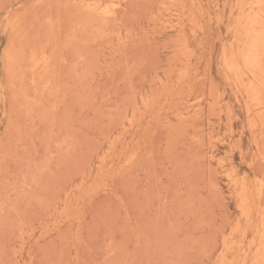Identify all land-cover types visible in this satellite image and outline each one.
Wrapping results in <instances>:
<instances>
[{
  "label": "rangeland",
  "instance_id": "obj_1",
  "mask_svg": "<svg viewBox=\"0 0 264 264\" xmlns=\"http://www.w3.org/2000/svg\"><path fill=\"white\" fill-rule=\"evenodd\" d=\"M235 4L0 0V264L253 263Z\"/></svg>",
  "mask_w": 264,
  "mask_h": 264
},
{
  "label": "bare ground",
  "instance_id": "obj_2",
  "mask_svg": "<svg viewBox=\"0 0 264 264\" xmlns=\"http://www.w3.org/2000/svg\"><path fill=\"white\" fill-rule=\"evenodd\" d=\"M235 3L237 19L235 18V25L233 27L234 42L232 45V50L228 51L229 53L226 51L222 55V63L224 70H226V72L230 75L231 84L238 91H243V93L245 94V97L247 98L249 103L248 113L252 117L251 127L256 128L260 124H263V122L260 118V124H258V119L256 120L254 116L262 115L264 113V0H235ZM104 12L106 13V11ZM229 16L230 15H228V17ZM225 79L226 81L228 80L227 78ZM227 82L229 83V80ZM244 106L247 107V105ZM256 181L254 182L255 185H257ZM257 187L258 188L255 191L254 197L251 196V189L249 190L244 185L239 187L240 189L238 196L240 199V204H238L240 205V207L237 204V206L241 208V214H243V217L247 222H250L254 217H258L260 221L258 225L259 238L255 243V257L253 263L251 262L252 264H260L264 262V180H261ZM255 203H257V206L254 205ZM241 210L239 209V211ZM236 228L238 230L237 226ZM237 230L236 233L238 234ZM231 232H234L233 229L231 230ZM232 245L233 244H231V246ZM244 254V256L248 255V253ZM242 262L245 261L243 260Z\"/></svg>",
  "mask_w": 264,
  "mask_h": 264
}]
</instances>
